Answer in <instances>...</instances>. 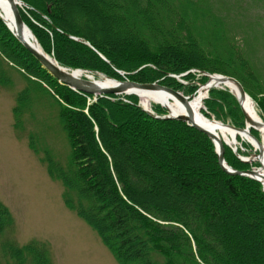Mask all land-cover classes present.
<instances>
[{
    "label": "trees",
    "instance_id": "obj_1",
    "mask_svg": "<svg viewBox=\"0 0 264 264\" xmlns=\"http://www.w3.org/2000/svg\"><path fill=\"white\" fill-rule=\"evenodd\" d=\"M18 1L23 23L59 66L183 89L185 96L208 80L192 70L232 77L264 124V81L208 0ZM0 58L32 85L51 91L70 159L62 166L47 155L46 170L61 183L64 206L97 234L118 264H264L262 185L224 172L206 135L183 121L148 115L135 95L94 97L60 84L1 19ZM175 77L196 82L184 86ZM21 105L12 110L17 125ZM203 107L217 121L245 129L243 112L227 89H211ZM153 113L167 111L153 107ZM249 133L259 139L257 131ZM223 149L231 168H250ZM11 223L0 205V234ZM44 247L7 243L6 262L0 264H52Z\"/></svg>",
    "mask_w": 264,
    "mask_h": 264
},
{
    "label": "rangeland",
    "instance_id": "obj_2",
    "mask_svg": "<svg viewBox=\"0 0 264 264\" xmlns=\"http://www.w3.org/2000/svg\"><path fill=\"white\" fill-rule=\"evenodd\" d=\"M208 1L214 13L225 19L231 38L264 81V0ZM191 73L203 76L196 70ZM93 75L105 77L100 73ZM176 79L184 86L190 84L180 77ZM32 82L21 70L0 58V205L6 208L12 222L0 234V262H6L5 244L23 247L37 243L45 246L52 264H118L97 234L64 206L61 183L48 175L47 155L65 166L70 159V147L51 91L40 82L37 84L40 88ZM24 92L27 99L18 104ZM179 92L186 95L183 89ZM18 105L21 116L17 125L12 110ZM153 107L162 108L152 104L151 112ZM255 108L259 115L256 105ZM203 111L204 107L202 114L208 115ZM208 116L205 117L215 119ZM240 148L248 153L242 157L237 152L241 158H249L254 152L252 147V151H246L239 144ZM254 163H248L249 169L257 168Z\"/></svg>",
    "mask_w": 264,
    "mask_h": 264
},
{
    "label": "bare ground",
    "instance_id": "obj_3",
    "mask_svg": "<svg viewBox=\"0 0 264 264\" xmlns=\"http://www.w3.org/2000/svg\"><path fill=\"white\" fill-rule=\"evenodd\" d=\"M0 16L8 25L9 29L15 32V26L13 23V17L11 13L10 4L6 0H0ZM21 36L23 39L29 44L32 48L36 49L39 52L41 51L40 46L35 40L32 33L28 30L24 29ZM50 60L54 62L51 58ZM73 75L77 78H82L84 76L88 77L89 80L95 81L96 85L99 87H112L116 86L115 82L107 81L105 77L99 76L95 77L93 74L76 71ZM226 88L229 90L235 97H239V92L236 85L232 82H224L222 78H218L213 76L210 78V81L207 84H204L203 87L198 89L195 95L192 98L187 100V104L184 105L174 96L162 91V90H140L135 88H127L125 93L127 95H135L139 99L140 106L146 110L151 112L152 104H158L166 108L171 115H186L188 112L193 118V121L200 126L201 128L211 132L214 136L212 139L215 146H228L232 149V151H236L239 149V141L246 142V144L250 145L255 153L252 154V157L246 158L249 159L250 162H257L258 166L255 170L258 171L261 175L264 176V126L261 123V119L256 112V108L251 99L247 97L241 98V105L249 119V122L246 123L247 129L252 126L256 128L259 139L258 142L252 140L246 132H237L234 129L230 128L228 125L223 124L219 121H215V119H209L202 114L203 109V98L206 95V92L209 88ZM250 130V129H249ZM241 150V148L239 149ZM255 155V156H254ZM263 188H264V179H261Z\"/></svg>",
    "mask_w": 264,
    "mask_h": 264
},
{
    "label": "water",
    "instance_id": "obj_4",
    "mask_svg": "<svg viewBox=\"0 0 264 264\" xmlns=\"http://www.w3.org/2000/svg\"><path fill=\"white\" fill-rule=\"evenodd\" d=\"M11 7V13H12V17H13V23L15 26V32H13L12 30L9 29L8 25L5 23V21L2 19V17L0 16L1 21L5 24V26L8 28V30L12 33V35L17 39V41L36 59V61L41 65V67L54 79H56L60 84H63L65 86H67L68 88L77 91V92H81V93H85L88 95H92L94 97L96 96H102V95H114V96H118V95H127L125 93V90L127 88H135V89H140V90H162L172 96H174L175 98H177L181 103H183L184 105L187 104V100H189L190 98L193 97V95L191 96H184L182 95V93L172 90L170 88H167L165 86H161L157 83H152V84H139V83H135L129 80H122V81H116L113 79H108L106 78L107 81H111V82H115L117 85L116 86H108V87H99L98 85H96L95 81H91L88 79V77L84 76L82 78H77L73 75L74 72L76 71H80V72H85L87 73V71H83V70H69L66 68H63L61 66H59L51 57H49L48 55H45V53L39 52L36 49L32 48L29 44H27V42L23 39V37L21 36L22 32L24 29L28 30L30 33L31 31L28 29V27L23 23L21 16H20V12H19V8H21L22 4L20 1L18 0H6ZM50 58L54 61L52 62L50 60ZM122 75V74H121ZM202 75L208 77V80L205 84H207L210 81V78L213 76H216L218 78H222V80L224 82H232L236 85L238 92H239V97H235L245 118V125L246 123L249 122V119L241 105V98H245L247 97L248 99H250V97L245 93L242 85L234 78L232 77H228V76H222V75H208L203 73ZM204 85H200L198 89H200L201 87H203ZM211 89H216V88H209L206 92L205 97L202 99L204 100L205 98H207V94ZM220 89H223L222 87ZM198 91V90H197ZM229 91V90H228ZM230 92V91H229ZM231 93V92H230ZM232 94V93H231ZM137 97V96H136ZM203 103V102H202ZM139 107L146 112L148 115L157 118V119H176L179 121H183L186 124H188L189 126L193 127L194 129H196L197 131L203 133L204 135H206L211 142L213 143L212 139H214V136L211 132L201 128L200 126H198L194 121L192 116L190 115V113L188 112L186 115H178V116H174L171 115L169 113V111L164 108L163 106H161L162 108H164L167 111V114L164 116H157L155 115L153 112H149L144 110L140 105ZM262 125L264 126L263 122L261 121ZM228 125V124H226ZM230 128L234 129L237 132H246L249 137L254 140L255 142H258V140L256 138H254L250 133H249V129H253L255 131L256 128L255 127H251L249 129H247V126H245V129H238L235 128L231 125H228ZM214 149H215V153L217 155V160H218V164L221 167V169L226 172L229 175H234V176H241V177H246L252 180H255L257 182H259L262 185L261 179H264V176L261 175L260 173H258L257 170H255L254 168L246 170V171H236L233 168H231L229 165H227V163L224 160V149L222 145L219 146H215V144L213 143ZM235 156L242 161L243 163H250L249 159L246 158H241L240 156H238L237 152L234 151ZM255 156V155H254ZM252 157V155L250 156ZM249 157V158H250ZM251 159V158H250ZM263 187V185H262ZM264 190V188H263Z\"/></svg>",
    "mask_w": 264,
    "mask_h": 264
}]
</instances>
